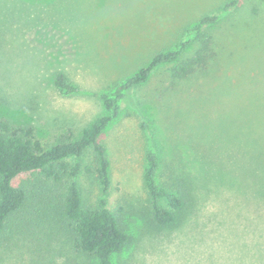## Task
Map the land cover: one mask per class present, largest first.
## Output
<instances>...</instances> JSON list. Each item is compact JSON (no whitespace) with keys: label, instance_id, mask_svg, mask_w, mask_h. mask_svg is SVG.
Listing matches in <instances>:
<instances>
[{"label":"rangeland","instance_id":"374dc122","mask_svg":"<svg viewBox=\"0 0 264 264\" xmlns=\"http://www.w3.org/2000/svg\"><path fill=\"white\" fill-rule=\"evenodd\" d=\"M228 1L0 0V118L32 126L48 146L79 138L107 114L99 93L173 47L188 26ZM209 31L215 54L206 67L176 80L170 66L156 71L99 137L109 159L108 206L131 236L111 264H264V200L255 198L243 172L264 157L253 152L264 144V0H239ZM57 72L81 92L61 94L53 83ZM142 119L160 156L156 178L188 188L190 207L174 228L151 220ZM78 160L92 163L93 154L67 159L70 165ZM41 178L23 174L16 184H44ZM76 179L84 197H99L92 177L80 172ZM45 209L51 218L46 213L43 222L58 239L38 240L35 250L28 233L15 234L0 242V264H94L63 245L67 232L53 220L57 208ZM26 211L36 214L37 208Z\"/></svg>","mask_w":264,"mask_h":264},{"label":"trees","instance_id":"16d2710c","mask_svg":"<svg viewBox=\"0 0 264 264\" xmlns=\"http://www.w3.org/2000/svg\"><path fill=\"white\" fill-rule=\"evenodd\" d=\"M238 3L239 0H230L217 11L202 15L185 29L173 47L157 52L148 64L110 90L99 93L97 96L107 114L86 126L77 139L67 137L48 146L38 138L32 126L15 125L0 118V242L11 241L15 234L28 233L32 248L40 250L41 242L38 240L51 243L58 239L55 228L48 221L51 218L45 209L48 206L53 210L57 208V216L54 215L53 220H61L63 230L67 232L63 245L93 259L94 264H111L112 258L125 250L131 236L120 216L108 206L111 189L109 159L99 137L119 117L131 92L145 85L156 71L170 66V75L176 80L206 67L215 54L209 30L231 13ZM194 45L192 52L182 57ZM53 83L63 95L81 92L63 72L55 73ZM141 128L146 138L143 180L149 195L151 220L158 227L174 228L182 222L190 207L186 201L188 188L180 189L174 182L167 185L156 178L161 162L158 148L146 119H142ZM88 150L93 154L92 163L82 165L78 160L70 165L67 161L69 158L81 159ZM253 152L264 153V144ZM249 161H246L247 165ZM248 166L243 172L247 174L248 170L255 198L264 200V157L252 159ZM80 172L92 177L99 186V197L93 202L82 193L76 179ZM29 173L38 174L44 184L31 182L28 188L16 184L21 175ZM53 189L56 191L52 194ZM30 206L37 208L36 214L26 211ZM46 213L48 220L43 222Z\"/></svg>","mask_w":264,"mask_h":264}]
</instances>
